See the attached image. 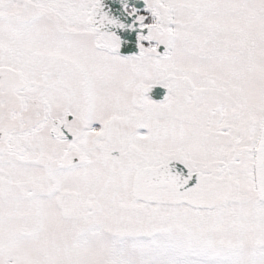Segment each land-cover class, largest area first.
<instances>
[{"label":"snow or ice","instance_id":"6c2138e0","mask_svg":"<svg viewBox=\"0 0 264 264\" xmlns=\"http://www.w3.org/2000/svg\"><path fill=\"white\" fill-rule=\"evenodd\" d=\"M0 264H264V0H0Z\"/></svg>","mask_w":264,"mask_h":264}]
</instances>
